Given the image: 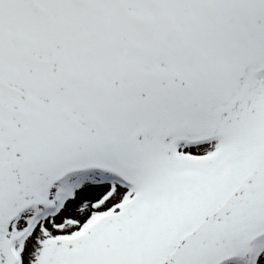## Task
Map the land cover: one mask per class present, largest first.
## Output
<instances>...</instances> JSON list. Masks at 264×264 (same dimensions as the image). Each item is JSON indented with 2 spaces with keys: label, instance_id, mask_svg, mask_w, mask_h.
<instances>
[{
  "label": "snow or ice",
  "instance_id": "snow-or-ice-1",
  "mask_svg": "<svg viewBox=\"0 0 264 264\" xmlns=\"http://www.w3.org/2000/svg\"><path fill=\"white\" fill-rule=\"evenodd\" d=\"M0 264H264V0H0Z\"/></svg>",
  "mask_w": 264,
  "mask_h": 264
}]
</instances>
